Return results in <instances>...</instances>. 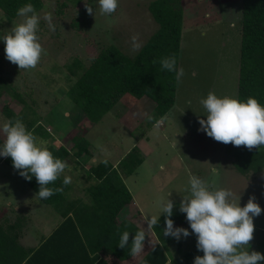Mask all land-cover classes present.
<instances>
[{"label": "rangeland", "instance_id": "rangeland-1", "mask_svg": "<svg viewBox=\"0 0 264 264\" xmlns=\"http://www.w3.org/2000/svg\"><path fill=\"white\" fill-rule=\"evenodd\" d=\"M41 1L42 8L36 12L41 17L37 35L47 55H42L35 69L19 70L5 58V45L0 40V58L5 65L2 77L6 85L32 103L43 127L51 133L52 139L36 137L37 142L43 141L45 147L50 144L54 149L60 145L69 148L72 144L70 137L77 129L80 130L78 127L83 125L85 128L86 124L81 110L65 94L74 80L66 65H70L74 59L87 64L95 56L97 45L104 41L114 42L123 51L131 53L130 38L138 34L142 44L152 34L156 24L146 7L149 0H118L117 10L109 16L100 14L98 0L67 3L60 14L56 12L59 7L55 0ZM182 4L185 15L180 32L177 68L184 69V76L180 83L175 81L173 105L166 116L160 117L163 124L159 125L156 121L152 124L147 119L152 115L145 114L148 110H145L143 102L127 103V106L131 105L130 112H127L128 115L124 112L121 118L104 114L99 122L88 125L84 132L91 144V147L90 144L88 146L91 157L88 158L87 152L76 160L73 157L64 159L68 168L60 177L70 176L71 191L76 189L84 193L89 183L83 180L84 171L102 156L98 144L107 150L109 158H114L115 152L117 155L122 153V158L131 145H136L144 158L126 179L125 185L133 198L120 211L121 217L126 218L125 223L133 217L136 218L134 222L147 228L146 218L158 214L156 202L166 199L169 192L168 199L174 203L173 214H183L179 211L181 196L186 194L189 177L195 175L207 183L209 191L231 190L234 194L232 200L239 202L241 207L250 196L255 198L254 202L262 211L258 217H253L254 233L248 251H258L264 255V167L257 174L242 175L222 148L203 131H198V117L206 119L199 100L206 97L209 91L218 97L237 99L240 0H182ZM85 5L93 8V15L86 12ZM45 13H51L55 31L48 29L47 22L43 20ZM21 19L16 17L10 20L0 12V37L7 34L12 25L20 23ZM72 20L80 21L83 27H72ZM193 21H196V27L190 26ZM4 104L15 112L21 107L7 93L0 97V109ZM5 121L0 110V125ZM114 124L121 128L112 130ZM129 131L132 132V139L127 136ZM140 134L144 135V139L138 137ZM3 139L0 133L1 143ZM1 158L0 214L4 212L5 204L8 206L11 202L15 203L17 209H22L19 211L26 213L30 221L52 224V221L59 219L50 205L37 204L32 190ZM181 228L188 229L190 233L188 237L179 239L182 249L187 250L196 243V236L191 234L189 224ZM164 249L168 257L176 254L171 243Z\"/></svg>", "mask_w": 264, "mask_h": 264}, {"label": "trees", "instance_id": "trees-1", "mask_svg": "<svg viewBox=\"0 0 264 264\" xmlns=\"http://www.w3.org/2000/svg\"><path fill=\"white\" fill-rule=\"evenodd\" d=\"M80 1L83 0H55L56 6L59 7L56 12L62 13L67 3L77 4ZM26 3L33 4L36 12L43 5L41 0H0V12L13 20L18 17L17 9ZM146 7L156 28L141 44L138 51L128 53L116 43L104 41L97 45L95 56L90 58L87 64L74 59L70 65H66L69 75L74 80L65 90V94L81 110L86 127L99 122L102 116L118 102L127 104L142 96L148 97L154 102L150 113L153 117L150 120L152 124L164 116L173 105L175 72L161 70L159 60L174 55L177 61L183 20L182 0H149ZM71 26L83 27L77 20H72ZM4 67V62L0 58V97L7 93L11 100L19 103L21 107L15 112L9 105L4 104L0 109L2 115L6 120L19 118L35 137L43 140L52 139L51 133L46 131L40 122V116L37 115L32 103L27 102L3 81ZM249 97L255 98L264 106V0H240L237 99L246 101ZM86 127L81 125L78 127L80 130L77 129V132L73 133L69 148L60 145L54 149L49 144L47 149L62 161L68 157L76 160L82 154L89 153V141L84 136ZM215 143L231 158V163L242 175L257 174L264 167V146L249 151L244 146L235 147L217 141ZM102 159L89 165L84 171L83 179L89 181L86 188L89 201L84 202L70 199L69 196L64 197V194L68 193L70 184L64 186L61 177L49 187L63 190L48 199H39L36 195L39 185L35 177L30 181L25 180L19 175L18 170L13 169L10 157L1 158L2 162L32 190L38 202L50 205L62 217L60 225L49 235L50 238L57 237L59 232H66L65 227L72 226L76 232L75 237H89L98 248L105 239H111L115 245H118L120 235L128 231V246L122 250L129 253L132 237L136 231L144 228L146 253L137 264L166 262L193 264L196 256L203 255V252L197 250L196 243L191 248L183 250L179 240L163 235L164 214L159 216L158 224L153 229H147L146 226H141L133 220L129 223L127 221L125 227L118 224L117 213L132 199L121 176L134 172L143 161V156L139 148L133 145L115 166L110 161L106 165L100 163ZM9 212L14 213L13 217L4 214L0 219V264L12 258L15 249L19 248L17 238L20 234V223L26 220L21 212L16 213L12 209ZM10 218H13L12 222L15 224L7 226L1 224ZM169 219L173 221L174 227L181 228L188 225L185 214H172ZM68 236L70 237V234ZM168 243L176 249L174 256L168 257L164 249ZM35 253L38 254V251Z\"/></svg>", "mask_w": 264, "mask_h": 264}, {"label": "clouds", "instance_id": "clouds-1", "mask_svg": "<svg viewBox=\"0 0 264 264\" xmlns=\"http://www.w3.org/2000/svg\"><path fill=\"white\" fill-rule=\"evenodd\" d=\"M101 15L109 16L118 8V0H98ZM86 12L93 15V8L85 5ZM17 16L21 22L12 25L10 31L0 40L4 42L5 58L15 64L19 70L35 69L47 55L46 50L39 42L37 35L41 17L36 13L31 3H26L17 9ZM43 20L47 22L48 29L55 31L51 13H45ZM133 52L141 47L138 34L130 38ZM156 63V61H153ZM161 70L175 72V79L180 83L184 76V69L177 68L174 55L162 57L159 60ZM206 119H199L200 128L208 137L225 145L235 147L244 146L249 151L264 146V106L255 98L249 97L240 101L228 96L218 97L209 91L206 97L199 100ZM152 120V116H147ZM160 124V122H159ZM3 134V143L0 144V157H10L12 167L19 171V175L30 181L35 177L39 190L36 193L39 199L45 200L62 191V188L49 187L68 168L66 162L53 156L52 152L44 146V142H37L33 133L26 129L19 119H7L0 125ZM104 158L100 163L107 164V150L97 145ZM63 185L71 183L70 176L63 177ZM186 194L181 196L179 211L196 236V248L203 252L196 256L193 264H258L264 262V255L258 251L249 253V242L253 239V217L261 214L260 206L250 196L248 202L239 206V202L232 200L234 194L229 189L209 191L207 183L201 178L192 175L189 177ZM156 202L159 212L157 215L146 218L147 229H153L164 214V236H171L176 240L190 235L188 229L174 227L172 216L174 203L168 199ZM239 201V198H238ZM146 232L144 228L135 232L132 237L129 255L138 256L143 252ZM129 232L120 235L118 247L124 249L128 246ZM246 249V250H245Z\"/></svg>", "mask_w": 264, "mask_h": 264}, {"label": "crops", "instance_id": "crops-1", "mask_svg": "<svg viewBox=\"0 0 264 264\" xmlns=\"http://www.w3.org/2000/svg\"><path fill=\"white\" fill-rule=\"evenodd\" d=\"M184 13H185V7L183 6V16L185 15ZM190 26L196 27V21H193L192 23H190ZM239 38H240V34H239ZM237 71H238V67H237ZM132 102H131L132 104H139L140 102H143L144 103L143 105L146 106L145 110H148L145 113L146 115L151 113V110L154 106V102L145 96H142ZM127 105L128 104H125L123 102L121 103L118 102L107 113L109 115L112 114V117L118 118L120 116L121 118L123 117L124 112H125V115H128L127 112H130L129 109L131 105L130 106H127ZM117 107L119 108L118 110L116 109ZM169 111L166 114H168ZM166 114L164 116H166ZM159 122L161 123V125L163 124L160 118L156 120L157 124H159ZM115 125L116 124L112 125V128L111 127L110 128L112 130L117 127L121 128V126H115ZM149 131L151 130L149 129ZM146 132L147 130L144 133ZM131 133L132 132L129 131L128 135L127 134L126 135L132 139ZM138 137L139 138L142 137V139H144L143 134L138 135ZM138 137L136 139L142 142V140L139 139ZM147 139H148V136H147ZM146 143L147 142H144V144ZM132 146L133 145H131V147ZM89 147H91V144ZM138 148L140 150V147ZM96 150L97 148H95V151ZM113 156L114 158H109V156H107V160L110 161V163H112L113 166H115L117 162L120 160L122 153H120V155L119 154L117 155L115 152ZM89 157H91L90 153H88V158ZM101 158H104V156L103 155L100 156L98 160ZM90 164H93V163H90ZM84 177H85V174H84ZM122 177L124 178V180L122 179L124 184H127L126 179L129 176L123 175ZM83 187H84V184L81 186V188ZM71 189L72 188H69L68 193H67L68 195L64 194V197L69 196L70 199H73L76 201L78 200H81L84 202L89 201L86 195V189L84 193L76 189L71 191ZM18 203L20 204V201H18ZM14 204L11 202L8 203V206H6L5 204L4 212L0 214V219L2 218L4 214H10L11 216L9 217H13L14 213L12 214L11 212H9L10 209H12L14 212H20L19 210H22V209H17L15 207L16 205ZM21 204H24V203L21 202ZM37 204H40V203L37 202ZM120 211L117 213L116 219H117L118 224H121L123 227H125V224L127 223V222L125 223L126 218H124L125 216L121 217ZM22 215L26 217V213H24L23 211H22ZM58 216H59V219H57L58 221L57 220H56L57 222L52 221L53 222L52 224H48L44 222L43 223L33 222V221H30L29 217H26V220L20 223V234L17 238V243H18L19 248L15 249L16 251L11 255L12 258L7 259L5 262H3V264H137V262L146 253L145 252L146 249H145L140 255L132 257L131 255H129V253L125 252L124 250L119 248L117 245H115L111 241V239L103 240L101 243V246L96 248L95 247L96 244H94L95 242L90 240L89 237H81V238L77 236L75 237L74 234H76V232L72 226L65 227L66 232L64 233L59 232L57 234V237L50 238L49 235L61 223L62 217L59 214ZM135 219L136 218L131 217L129 218V221H132V220L135 221ZM12 221H13V218L12 219L10 218L7 222H3L1 224L3 226H7L8 224H15ZM68 234H70V237L68 236ZM36 251H38V254L35 253Z\"/></svg>", "mask_w": 264, "mask_h": 264}]
</instances>
